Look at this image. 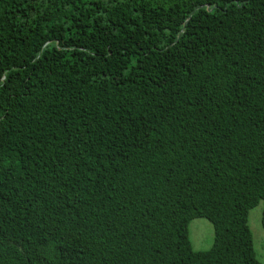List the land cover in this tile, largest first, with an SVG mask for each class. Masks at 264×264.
I'll list each match as a JSON object with an SVG mask.
<instances>
[{
	"label": "trees",
	"instance_id": "trees-1",
	"mask_svg": "<svg viewBox=\"0 0 264 264\" xmlns=\"http://www.w3.org/2000/svg\"><path fill=\"white\" fill-rule=\"evenodd\" d=\"M261 201L264 0H0V264H264Z\"/></svg>",
	"mask_w": 264,
	"mask_h": 264
},
{
	"label": "rangeland",
	"instance_id": "rangeland-1",
	"mask_svg": "<svg viewBox=\"0 0 264 264\" xmlns=\"http://www.w3.org/2000/svg\"><path fill=\"white\" fill-rule=\"evenodd\" d=\"M263 208L264 204L261 201L249 213V226L253 233L254 247L257 257L262 263H264V228L261 222ZM214 235V226L208 219L197 217L191 221L189 236L194 249H209L213 245Z\"/></svg>",
	"mask_w": 264,
	"mask_h": 264
}]
</instances>
